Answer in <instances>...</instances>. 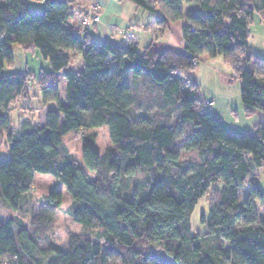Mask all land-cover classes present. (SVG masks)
I'll return each instance as SVG.
<instances>
[{
  "label": "trees",
  "instance_id": "obj_1",
  "mask_svg": "<svg viewBox=\"0 0 264 264\" xmlns=\"http://www.w3.org/2000/svg\"><path fill=\"white\" fill-rule=\"evenodd\" d=\"M39 1L0 0V132L8 152L0 157V201L17 210L35 173L50 174L71 198L73 221L97 228L103 244L70 234L64 248L0 218V264H264V193L255 181L264 168V57L249 46L255 15L264 21V0H127L161 29L184 19L183 51L94 41L84 25L69 24L70 0H42L36 12L30 5ZM10 43L37 51L50 69L3 73L14 64ZM76 55L81 69L74 71ZM202 55L229 65L247 115L261 111L254 134L228 130L209 111L191 77ZM128 73L132 84L142 79L141 93ZM33 79L42 103L55 108L43 124L22 121L16 129L8 109L28 97ZM153 102L156 112L149 111ZM101 126L111 143L105 155L89 143L90 133L82 164L62 147L69 132ZM180 136L184 149L197 150L196 161L175 151ZM103 166L106 176L90 175ZM136 168L150 173L139 189L120 175ZM206 195L207 231L192 235L190 214ZM60 201V191L47 195L51 208ZM51 221L50 209L32 214L30 224L42 233Z\"/></svg>",
  "mask_w": 264,
  "mask_h": 264
},
{
  "label": "rangeland",
  "instance_id": "obj_2",
  "mask_svg": "<svg viewBox=\"0 0 264 264\" xmlns=\"http://www.w3.org/2000/svg\"><path fill=\"white\" fill-rule=\"evenodd\" d=\"M43 4L44 1L42 0L39 2H31L30 8L36 12H41ZM91 8H94L95 13L100 19L98 5L95 3L90 4L86 12L90 11ZM124 9L127 15L133 17L142 24L141 26L144 27V30L148 34L144 33L139 37L140 47L153 42L158 48L170 47L176 51H183L184 41L181 33V26L185 23L184 19L169 22L165 28L161 29L155 25L153 21L151 22L153 18L152 15L136 7L127 0ZM184 9V11H186L185 7ZM83 17H85V14H83ZM81 24L83 25L82 22ZM93 25L94 24H89L88 27L92 28ZM250 30L251 36L249 43L251 48L256 54L264 57V25L262 27L255 22L252 27H250ZM122 32L123 36L126 38L128 35L127 31L124 30ZM9 46L12 50L14 64L9 68L4 67L3 73L29 70L36 74L40 68L46 70L50 69L48 63L40 57L37 51H22L15 43H10ZM70 68L74 71L81 69V58L79 55H76V58L72 60ZM191 77H193L197 83L199 95L206 101L205 104L211 101L212 106L209 107V111L215 114L228 130L254 134L256 126L262 120V113L258 110L250 115L245 113L243 109L244 106L239 96L240 82L235 78L229 65L223 62L220 56L209 57L207 55H202ZM58 80L60 82L58 93L60 98H62L65 82L61 75H58ZM126 81L135 92L141 91V78H138L137 84H132L131 75L128 73L126 75ZM28 92V97L19 99L8 109L11 126L16 129L20 126L22 121L30 123L31 125L43 124L47 110L55 108L53 103H42L38 92L37 81L35 79L29 82ZM152 96L154 97V94ZM149 106L150 112L157 111L155 102ZM89 133L94 135L93 141L89 143L99 155H105L111 145L108 138L107 127L105 126L91 128L90 130H83L77 133L69 132L61 139L62 147H64L80 164H82V146L86 142L83 135ZM180 138L181 141L175 146V151L178 152L183 159H188L191 162L196 161L198 159L197 150L184 149L182 147L183 136H180ZM7 155L5 134L0 132V157H7ZM119 158L123 160L124 157L119 156ZM107 173L108 170L103 166L102 169L97 172H90V175L103 178ZM149 174L148 170L142 168H136L134 172L130 174H122L120 171V175L125 177L129 186H134L136 189L141 188ZM255 181L264 193V168L257 170ZM219 187L220 185H218V188ZM52 191L61 192V201L56 208L49 207L47 202V195ZM209 192H211V190H209ZM244 195V190H240V197L243 198ZM70 204L71 198L69 194L65 191L64 186L52 175L35 173L33 185L22 196L17 210L10 209L5 202L0 201V218L2 221L12 218L16 222L28 226L35 238H40V240H42V236H46L49 240L64 248L66 246L67 237L70 234L88 235L92 240L103 244L101 232L97 228L85 227L73 221L69 212ZM50 209L52 210V221L41 233L30 224L31 215L41 214L45 212V210ZM207 210L208 196L206 195L197 201L190 214L189 223L192 235H203L207 231L205 224L201 221L202 215L205 218L207 217ZM258 211L260 214H264V207H259Z\"/></svg>",
  "mask_w": 264,
  "mask_h": 264
},
{
  "label": "crops",
  "instance_id": "obj_3",
  "mask_svg": "<svg viewBox=\"0 0 264 264\" xmlns=\"http://www.w3.org/2000/svg\"><path fill=\"white\" fill-rule=\"evenodd\" d=\"M92 3L98 5L100 19L92 28H85L90 39L99 42L110 40L118 44H127L134 41L139 45V37L144 33L147 34L139 21L125 13L126 0H70L72 15L69 24L73 27H81L83 14L86 13L88 6ZM255 22L262 27L264 25V21L259 14L255 15L252 25ZM124 30L128 33L126 38L122 34ZM251 50L255 52L252 48Z\"/></svg>",
  "mask_w": 264,
  "mask_h": 264
},
{
  "label": "built area",
  "instance_id": "obj_4",
  "mask_svg": "<svg viewBox=\"0 0 264 264\" xmlns=\"http://www.w3.org/2000/svg\"><path fill=\"white\" fill-rule=\"evenodd\" d=\"M97 21H99V16L95 13L94 8L86 12L85 17L82 18V23L85 27H88L89 24H95ZM211 104V102H208L206 106H211Z\"/></svg>",
  "mask_w": 264,
  "mask_h": 264
}]
</instances>
